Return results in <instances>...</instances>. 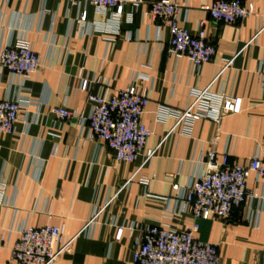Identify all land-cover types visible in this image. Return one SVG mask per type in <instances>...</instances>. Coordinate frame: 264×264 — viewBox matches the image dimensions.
<instances>
[{
	"label": "crops",
	"instance_id": "0c3cea01",
	"mask_svg": "<svg viewBox=\"0 0 264 264\" xmlns=\"http://www.w3.org/2000/svg\"><path fill=\"white\" fill-rule=\"evenodd\" d=\"M128 4L119 26L112 13L91 4L63 0H0V51L27 39L41 59V68L27 79L0 73V100L30 99L12 135H0V264L12 261L11 250L24 226H58L64 238H74L55 264H135L133 252L139 230L118 229L131 224L163 225L184 231L199 224L196 237L219 247L220 264H262L264 261V179L255 174L247 186L259 196L232 213L231 221L196 219L180 213L173 185L186 186L204 173L202 156L212 149L217 126L210 120L194 123L190 135L172 131L175 119L157 122L160 106L186 110L192 90L209 88L232 99L241 98L239 114L225 116L215 146L219 160L249 166L258 145H264V0L253 4L256 14L236 25L214 22L204 9L214 0H177L184 7L181 24L196 35L205 21L213 59L196 68L189 58L170 54L169 28L149 16L151 4ZM232 1V0H228ZM87 13L82 25L80 15ZM133 21L128 22V15ZM115 25V26H114ZM234 60L225 68L227 62ZM96 95H113L132 85L147 89L149 104L141 118L152 131L146 151L149 163H118L114 153L76 119L58 120L55 108L88 115L84 80ZM144 180H150L149 185ZM99 212L88 233L81 230ZM258 223V226H255Z\"/></svg>",
	"mask_w": 264,
	"mask_h": 264
},
{
	"label": "built area",
	"instance_id": "2783aa9c",
	"mask_svg": "<svg viewBox=\"0 0 264 264\" xmlns=\"http://www.w3.org/2000/svg\"><path fill=\"white\" fill-rule=\"evenodd\" d=\"M71 4H91L101 14L109 10L112 22L119 26L124 16V8L131 4L138 7L145 0H63ZM184 9L177 0H156L151 4L149 16L167 26L170 31L169 52L177 57L185 56L199 68L210 62L216 54L215 46L209 41L205 30L206 22H201V29L193 35L183 24L180 16ZM210 18L217 23L236 25L245 18L255 15L253 4L240 0H214L204 8ZM128 22L133 21V14L128 15ZM80 22L85 25L87 13L83 11ZM114 25V26H115ZM264 29V27L262 28ZM234 60L227 62L225 68ZM41 59L33 50L27 39H19L16 44L0 51V73L27 79L41 68ZM260 85L264 89V73L259 71ZM101 78L84 80L82 90L88 93L89 114L77 110L55 108L53 116L58 120H78L80 126L87 130L90 140H98L107 145L114 153L118 163L136 162L144 156L143 166L151 161L155 150L146 151V144L152 131L141 121L149 98L147 89L132 85L113 95L99 96L91 92L92 83H100ZM192 102L184 111L160 106L156 113L157 122L175 119L172 131L181 128L183 135H190L194 123L201 119L212 121L217 130L211 139L212 149L206 152L200 162L205 166L204 173L196 181L186 185H173L176 202L180 213H190L196 219L210 217L231 221L232 213L242 205L251 206L259 196L257 191L248 189L247 182L251 174L264 179V145H258L249 166L231 164L227 156L218 159L215 146L221 136L220 124L229 114H239L242 99H232L224 93H212L209 88L192 90ZM30 99L0 100V135H12L24 107L31 106ZM149 185L150 180L143 181ZM5 184L0 182V204L4 201ZM99 217V212L81 230L88 233L91 224ZM255 223V226H258ZM139 230L141 237L137 240L133 261L135 264H220V251L217 245L201 241L196 237L199 224L194 223L184 231H175L163 225L138 226L131 224L118 229L116 239L120 240L126 229ZM74 238L65 239L64 230L58 226L35 228L24 226L19 232V240L11 250L12 261L20 264H55L60 254L70 249ZM264 264V261L263 263Z\"/></svg>",
	"mask_w": 264,
	"mask_h": 264
}]
</instances>
